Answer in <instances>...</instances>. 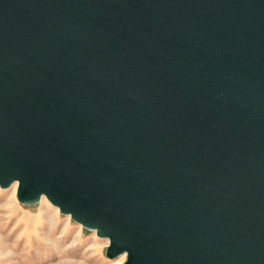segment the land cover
Here are the masks:
<instances>
[{
    "label": "water",
    "instance_id": "water-1",
    "mask_svg": "<svg viewBox=\"0 0 264 264\" xmlns=\"http://www.w3.org/2000/svg\"><path fill=\"white\" fill-rule=\"evenodd\" d=\"M123 264H264V0H0V186Z\"/></svg>",
    "mask_w": 264,
    "mask_h": 264
},
{
    "label": "rangeland",
    "instance_id": "rangeland-1",
    "mask_svg": "<svg viewBox=\"0 0 264 264\" xmlns=\"http://www.w3.org/2000/svg\"><path fill=\"white\" fill-rule=\"evenodd\" d=\"M109 243L46 196L24 204L14 184L0 186V264H123L126 254L108 257Z\"/></svg>",
    "mask_w": 264,
    "mask_h": 264
},
{
    "label": "bare ground",
    "instance_id": "bare-ground-1",
    "mask_svg": "<svg viewBox=\"0 0 264 264\" xmlns=\"http://www.w3.org/2000/svg\"><path fill=\"white\" fill-rule=\"evenodd\" d=\"M14 186L17 187V183H14Z\"/></svg>",
    "mask_w": 264,
    "mask_h": 264
}]
</instances>
